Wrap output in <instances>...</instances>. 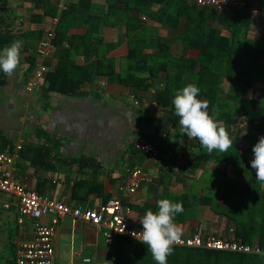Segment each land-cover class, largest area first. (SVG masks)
<instances>
[{"label":"crops","instance_id":"crops-1","mask_svg":"<svg viewBox=\"0 0 264 264\" xmlns=\"http://www.w3.org/2000/svg\"><path fill=\"white\" fill-rule=\"evenodd\" d=\"M111 1L0 0V32L9 28L17 34L11 42L23 41L19 67L12 76L4 74L0 84V129L14 142L16 173L26 179L28 189L50 199L98 204L121 196L119 186L131 165L140 162L148 180L123 201L131 225L152 210L158 195L175 201L185 194L188 201L175 217L183 235L199 229L264 252V182L256 180L250 166L248 141L243 135L237 138V152L243 155L238 163L210 158L191 169L188 160L198 152V143L180 133L172 109L176 91L193 83L189 78L199 64L193 71L192 62L222 59L221 38L237 42L235 52H240L239 44L259 37L264 0H247L257 13L231 9L247 12L248 24L228 22L220 13L217 17L183 0L151 2L143 12L130 2L128 8ZM68 5L73 8L61 21L64 38L57 55L47 60V71L63 62L85 79L74 95L45 94L43 78L28 89L35 71L30 72L29 51L24 50L28 40L22 34L54 31ZM55 8V17L47 14ZM11 42L0 35V50ZM214 87L227 89V81ZM138 137L154 143L157 154H134ZM34 145L40 147L36 163L18 156L24 146ZM81 156L94 160L93 165L79 168L72 162ZM6 198L0 201V264H13L19 245L33 239L34 231L32 220L16 222V207ZM114 244H105L92 226L65 218L53 237V264H83L85 257L92 264H114ZM244 259V264H264V256L257 253Z\"/></svg>","mask_w":264,"mask_h":264},{"label":"trees","instance_id":"trees-1","mask_svg":"<svg viewBox=\"0 0 264 264\" xmlns=\"http://www.w3.org/2000/svg\"><path fill=\"white\" fill-rule=\"evenodd\" d=\"M121 1L126 4L128 8H131L130 2L133 4L134 9L143 12L147 10L145 7H147L149 3L160 0H115L110 3L114 5ZM183 2L198 8L193 4L187 3L185 0H183ZM72 8V5H68L67 9L61 12L58 25L53 31L52 55H57L56 47L60 45L62 38H64V32L61 29V21L69 16ZM198 9H202V11H211L207 8ZM231 11H233L232 18H228V15H230L229 12L220 14V17L222 16L228 22L232 20L231 23L237 21H242L246 24L249 23L250 16L247 12L239 9ZM211 12L217 16L216 12ZM56 13L57 10L55 8L47 14L51 15V17H55ZM260 14L263 16L264 10H262ZM10 31L9 28H5L0 32V35L4 37L5 43H9L16 38L17 34H13ZM43 36V31L41 30H29L22 34V37L28 40L24 45V50L29 51L27 61L30 63V72L33 71L32 69H35L40 61L36 48ZM221 39L223 41L224 57L217 60L200 59L197 62H192L191 69L193 71L195 69V64H199V67L195 73L192 72V77L189 79L193 80V83L201 90L198 98L207 99L209 101L210 113H219L217 119L225 123L230 135L234 137L235 140L233 146L226 153L214 150L211 154L203 149L197 141L198 152L191 153L188 160L191 169H195L200 165V162L210 158H214L217 161L238 163L239 160L243 159V155L237 152L238 136L243 135L244 138H246L248 141L249 153L253 154V145L260 136L264 135V28H262L258 38L246 40L242 44H239V48L241 49L240 52H237V50L235 52V44H238L237 42L229 44L225 38ZM48 62L49 61H46V64ZM74 74H76L77 78L73 76ZM80 76V70H69L65 63L59 62L54 71H47L44 74L43 79L47 81V86L44 87L43 91L45 94L54 91L63 95H74L85 79V77L80 78ZM4 79V73L0 72V84L4 82ZM220 79L221 81H227V89L224 87L219 91V88L216 87L215 90L214 84L215 82H221ZM172 107V109H174V106ZM39 148L38 145L29 146V148L24 146V148L19 150L18 156L20 158L28 157L32 163H36L38 161L37 156L40 150ZM135 150L134 148V154L135 152L139 153L138 150ZM2 151L13 154L14 142L12 138L0 129V152ZM143 155L144 154H141V156ZM72 162H76L78 167L82 168L85 165H93L94 160L81 156L78 159H74ZM139 166L140 162H136L131 165V168ZM179 197L175 196L174 202L188 201V196L185 194ZM160 199H163L161 194L158 195L157 201ZM152 211H157V202L153 205ZM247 243H249V241ZM114 245V264H156L147 246L140 242L118 236L115 239ZM246 256H248L246 253H232L174 246L173 253L168 257L167 264H244V258Z\"/></svg>","mask_w":264,"mask_h":264},{"label":"built area","instance_id":"built-area-1","mask_svg":"<svg viewBox=\"0 0 264 264\" xmlns=\"http://www.w3.org/2000/svg\"><path fill=\"white\" fill-rule=\"evenodd\" d=\"M185 1L198 8H207L220 14L227 13L232 8H249L254 13L258 12L256 8L249 6L247 0ZM52 40L53 31H47L38 42L36 50L40 61L28 82V89L38 84V81L44 77L47 71L46 61L52 56ZM134 147L148 157L157 154L156 145L145 137H138L134 141ZM14 162L13 154L5 151L0 152V192L4 193L14 203L17 210L16 222L19 225L23 224L25 220H32L34 237L19 245L13 264H53V237L57 226L65 218H71L92 226L102 233L103 240L108 245L114 244L118 236L140 242L132 233L142 231V224L139 220L135 225L130 224L128 219L129 208L124 205L123 201L131 199L141 185L148 180L141 167H134L129 171L119 186L121 196H111L98 204H93L89 200L68 204L28 189L26 179L16 173ZM9 206V204H4V207ZM43 218H47V222H43ZM123 228V233L118 232L122 231ZM174 246L246 254L260 251L256 245L204 234L199 229H194L189 235H182L181 240Z\"/></svg>","mask_w":264,"mask_h":264},{"label":"clouds","instance_id":"clouds-1","mask_svg":"<svg viewBox=\"0 0 264 264\" xmlns=\"http://www.w3.org/2000/svg\"><path fill=\"white\" fill-rule=\"evenodd\" d=\"M22 46V40H15L0 50V70L5 75L12 76L19 67ZM200 91L195 83H188L174 95L172 103L179 117L180 133L197 140L209 154L214 150L226 153L235 138L225 123L217 119L219 113H210L209 101L198 98ZM252 153L250 166L255 169L256 180L264 182V135L253 145ZM183 210L182 202L164 198L157 201V211L149 210L139 218L143 230L132 235L147 246L156 264H167L174 245L181 240L183 230L175 217ZM118 232L123 233L124 228ZM257 255L264 256V252L258 251ZM83 264H92L91 258L85 257Z\"/></svg>","mask_w":264,"mask_h":264},{"label":"rangeland","instance_id":"rangeland-1","mask_svg":"<svg viewBox=\"0 0 264 264\" xmlns=\"http://www.w3.org/2000/svg\"><path fill=\"white\" fill-rule=\"evenodd\" d=\"M5 200L7 201L6 195L4 193L0 192V201L2 202Z\"/></svg>","mask_w":264,"mask_h":264}]
</instances>
